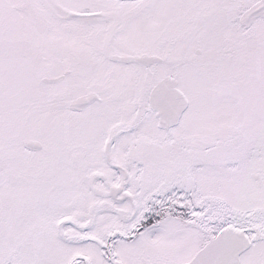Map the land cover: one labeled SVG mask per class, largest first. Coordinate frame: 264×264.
I'll return each mask as SVG.
<instances>
[{"label":"snow or ice","instance_id":"snow-or-ice-1","mask_svg":"<svg viewBox=\"0 0 264 264\" xmlns=\"http://www.w3.org/2000/svg\"><path fill=\"white\" fill-rule=\"evenodd\" d=\"M0 264H264V0H0Z\"/></svg>","mask_w":264,"mask_h":264}]
</instances>
